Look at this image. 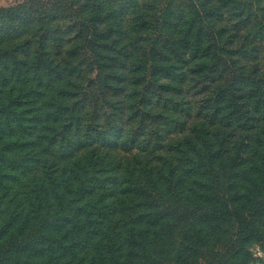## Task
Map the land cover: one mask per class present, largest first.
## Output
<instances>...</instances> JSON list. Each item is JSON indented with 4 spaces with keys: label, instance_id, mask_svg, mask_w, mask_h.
<instances>
[{
    "label": "trees",
    "instance_id": "trees-1",
    "mask_svg": "<svg viewBox=\"0 0 264 264\" xmlns=\"http://www.w3.org/2000/svg\"><path fill=\"white\" fill-rule=\"evenodd\" d=\"M264 0L0 8V264H264Z\"/></svg>",
    "mask_w": 264,
    "mask_h": 264
},
{
    "label": "rangeland",
    "instance_id": "rangeland-1",
    "mask_svg": "<svg viewBox=\"0 0 264 264\" xmlns=\"http://www.w3.org/2000/svg\"><path fill=\"white\" fill-rule=\"evenodd\" d=\"M23 1L24 0H0V8L13 7L21 4ZM258 255L263 258V263H264V253L259 252Z\"/></svg>",
    "mask_w": 264,
    "mask_h": 264
}]
</instances>
